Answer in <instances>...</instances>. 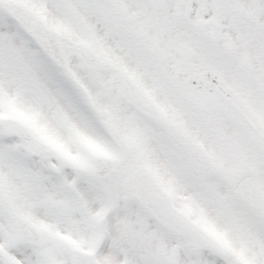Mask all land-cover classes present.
<instances>
[{
	"label": "snow or ice",
	"instance_id": "1",
	"mask_svg": "<svg viewBox=\"0 0 264 264\" xmlns=\"http://www.w3.org/2000/svg\"><path fill=\"white\" fill-rule=\"evenodd\" d=\"M0 264H264V0H0Z\"/></svg>",
	"mask_w": 264,
	"mask_h": 264
}]
</instances>
